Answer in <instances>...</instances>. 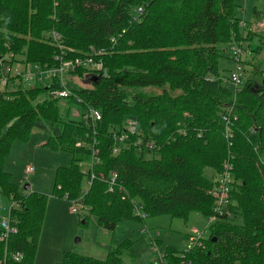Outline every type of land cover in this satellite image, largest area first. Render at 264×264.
I'll return each mask as SVG.
<instances>
[{
  "label": "trees",
  "instance_id": "obj_1",
  "mask_svg": "<svg viewBox=\"0 0 264 264\" xmlns=\"http://www.w3.org/2000/svg\"><path fill=\"white\" fill-rule=\"evenodd\" d=\"M241 6V0H0V54L53 67L61 51L73 59L93 48L101 51L96 58L107 71L89 88L71 89L65 100L78 115L62 114L50 94L61 88L55 79L51 86L27 89L11 78L0 91V194L17 204L9 211L17 231L6 247L0 242V261L7 251L0 264H35L48 197L20 194L4 169L13 144L28 142L34 128L49 129L43 145L70 156L67 166L54 171L53 195L81 198L80 222L93 215L105 231L123 220H142L133 214L135 202L148 217L187 221L198 213L207 220L213 214L207 192L229 160L234 181L228 213L209 225L200 246L164 250L166 262L264 264V77L255 67L262 84L245 79L233 104L218 64L222 46L262 37L247 27L261 19L264 1L251 8L250 18L237 12ZM52 31L60 34L63 49L52 41ZM74 72L83 77L87 69ZM145 88L161 92L132 94ZM227 105L233 112H224ZM89 107L100 110L99 121H91ZM127 118L136 120V131L129 146L114 154L112 132ZM126 249V243H114L103 258L64 251L55 264H123ZM16 252L23 254L20 261L8 256Z\"/></svg>",
  "mask_w": 264,
  "mask_h": 264
},
{
  "label": "rangeland",
  "instance_id": "obj_2",
  "mask_svg": "<svg viewBox=\"0 0 264 264\" xmlns=\"http://www.w3.org/2000/svg\"><path fill=\"white\" fill-rule=\"evenodd\" d=\"M263 1L246 0V17L250 18L248 12L251 11L254 5L261 8ZM241 2L243 5L244 1L241 0ZM237 12L240 13V7ZM260 23L264 24V14L259 20H251L247 28L251 33L261 34L262 37L253 36L248 41H242L243 47L248 50V53L245 50L241 59L243 69L241 79L243 84L246 79V83L252 86H260L262 84L257 75L253 74L255 67L262 71L261 76L264 77V27L259 26ZM239 28H241L240 24ZM231 44H234V42ZM231 44L222 46L224 51L218 62L219 68L223 70L226 83L230 82V73L236 68V63L233 61L230 51V48L233 47ZM251 48L254 50L251 51ZM85 75L86 72L83 77H79L75 72L64 75L66 87L71 89L89 88L92 79H88ZM55 80L61 86L59 89H62L61 81L59 79ZM52 82L53 80L50 81V86ZM37 85L42 84L38 83ZM229 86L232 90L231 100L234 104L236 97L234 87L231 83ZM160 92L161 89L145 88L134 90L132 94H158ZM65 99L66 97L58 99V103L63 110L62 114L69 115L70 111L71 115H78V110L74 107H69ZM232 105L224 107V112H233L234 108ZM65 111L68 112L65 113ZM50 134L49 129L34 128L29 141L25 143L15 142L11 153L4 160V169L11 174V181L18 185L20 194L25 195L28 192L35 191L46 194L48 197L35 264H55L61 260L64 251H76L80 254L103 258L114 243L121 242L127 244V249L122 255L123 264H154L157 254H163L168 247L183 250L189 241V231L192 227L198 229L205 227L206 220L198 213H192L187 221L171 218L167 215L149 216L144 220L128 219L118 222L114 230L108 231L99 226L96 217L93 215L87 218L86 223L80 222L79 219L82 216V212H71V201L53 195L54 171L57 167L67 166L70 156L65 152L51 151L43 145ZM28 166L34 168V171L30 174L25 173V169ZM88 167L89 164H84L83 166L85 170ZM206 175L212 176L211 171L207 170ZM26 184L30 185L29 190L24 189ZM10 199L0 194V220L8 215L12 204ZM208 233L209 230H207L206 236ZM152 243L155 244V247Z\"/></svg>",
  "mask_w": 264,
  "mask_h": 264
},
{
  "label": "built area",
  "instance_id": "obj_3",
  "mask_svg": "<svg viewBox=\"0 0 264 264\" xmlns=\"http://www.w3.org/2000/svg\"><path fill=\"white\" fill-rule=\"evenodd\" d=\"M243 5L240 7V12L244 15L245 13V1L243 0ZM137 11L140 13L142 11L141 8H138ZM241 26V30L246 26L245 21L242 19L239 22ZM259 26L262 28L264 27L263 23H260ZM52 41L58 45L60 49H63L62 44H60L61 36L60 34L56 33L55 31L51 32ZM114 41V38L111 39ZM232 48H230L233 61L236 63V68L234 71L230 73L229 80L230 83L234 87V91L240 88L243 84L242 76H243V69L241 66L242 56L245 53H248V50L243 47L242 42H234ZM71 50V49H70ZM101 51H96L93 48L91 52L83 57H76L73 59H65L64 54L65 52L61 51L59 54L55 56V59L58 61L57 65L53 67H48L46 65H41L38 63H23L18 61L15 55L12 52H6L0 54V91L5 89V86L9 79H17L21 80L22 85L24 88L33 89L36 87L38 83L48 87L50 86L49 83L51 80L59 79L63 85L62 89H53L50 94L54 99H61V98H68L72 95L71 88H67L64 82V75H68L70 72H74L76 69L80 67H84L87 69V73L85 77L88 79H93V77H99L100 75L105 76L107 71L103 67V63L100 59H97V55L100 54ZM89 118L91 121H99L102 117L100 110L89 107L88 111ZM228 123V120H226ZM137 122L135 119L127 118L123 125V128L115 129L112 132L113 139L116 142L114 145L112 152L116 154L121 147H128V137L130 134H134L136 131ZM232 134L229 131L228 127L225 130V138L228 139L231 137ZM140 142V140H139ZM138 143V142H137ZM77 145H81V143H77ZM146 147H153V142H147ZM231 158V156H230ZM34 171L32 166H28L25 169L26 174H30ZM85 169L83 173H85ZM91 179L93 178V174L90 175ZM116 175L115 173H111L110 184L114 183ZM233 175H232V166L229 163V160H226L222 164V171L215 176L214 183L208 190V194L213 199V214L207 218L205 222V228L198 229L192 227L189 231V241L186 245L185 251L190 250L193 247L200 246L203 241V237L209 225L214 222L219 217H222L228 213V208L231 205V199L229 197V192L231 190V185L233 183ZM88 184L90 182L88 181ZM111 190V188H110ZM67 198V197H65ZM72 205L70 211L73 213H78L79 211L84 210V205L81 202V198H78L75 201H71ZM17 204L16 202H12L9 211L11 208L15 207ZM8 215L6 218L0 220V242H3L6 247V242L9 239L10 235L16 233V226L15 222L11 220ZM133 214L134 216L144 220L148 217V214L143 211V208L140 203L135 202L133 205ZM151 238V237H150ZM152 239V238H151ZM155 247V244L152 243ZM151 245V244H150ZM152 246V245H151ZM152 246V247H153ZM184 251V252H185ZM11 260L13 261H20L23 257L21 252L10 253L8 255ZM7 251L5 248L3 260L0 263L4 262L7 258ZM160 261L162 264H167L165 255L157 254L156 261ZM180 264H185L183 261H180Z\"/></svg>",
  "mask_w": 264,
  "mask_h": 264
},
{
  "label": "water",
  "instance_id": "obj_4",
  "mask_svg": "<svg viewBox=\"0 0 264 264\" xmlns=\"http://www.w3.org/2000/svg\"><path fill=\"white\" fill-rule=\"evenodd\" d=\"M95 78L96 77H93V79H95ZM24 189L25 190H29L30 189V185H28V184L24 185ZM82 223H84V222H82ZM213 240H215V238Z\"/></svg>",
  "mask_w": 264,
  "mask_h": 264
}]
</instances>
